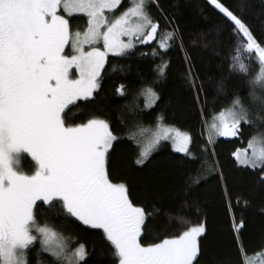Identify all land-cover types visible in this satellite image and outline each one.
<instances>
[{"label": "snow or ice", "instance_id": "6c2138e0", "mask_svg": "<svg viewBox=\"0 0 264 264\" xmlns=\"http://www.w3.org/2000/svg\"><path fill=\"white\" fill-rule=\"evenodd\" d=\"M208 2L218 10L235 47L229 70L245 76L248 87L247 99L233 94L227 107L213 113L218 122L212 127L218 137H240L244 126L264 129V33L256 37L242 15L221 0ZM153 8L163 11L159 0H136L126 7L122 0H0V264H30L33 248L34 264H88L93 252L106 264H201L208 228L198 201H193L195 221L172 224L169 218L155 241L144 243L160 210L155 204L149 211L134 202L127 180L111 176L107 165L118 136L108 119L82 107L94 102L110 54L131 55L137 45L154 43L153 57L161 56L156 77L166 76L170 61L163 55L176 40L183 48V37L178 28L167 27L171 21L165 15L163 36L158 38L160 19L153 17ZM77 18L84 22L74 27ZM215 31L220 35L223 28L217 26ZM240 45L256 58L258 71L251 75ZM190 60L188 56L185 82L196 87L203 115L209 100L203 84L196 85ZM123 90L120 85L116 92L123 95ZM217 90L224 91L222 81ZM158 98L155 89L146 86L145 107ZM120 123L131 127L125 135L139 144L135 133L146 131L142 122L128 126L121 119ZM257 135L252 132L247 146L231 156L251 172L264 194V147L257 148ZM163 141L183 154L182 165L198 159L191 133L165 123V116L158 114L134 164L143 165ZM214 143L207 140L199 146L201 167L194 173L189 168L185 192L200 188L220 167L214 150L209 153ZM23 154L34 162L30 171L20 167ZM260 210L264 212V207ZM57 223L95 230L91 251L77 236L58 231ZM243 226V218L236 222L233 217L238 252L243 249ZM41 254L50 260L42 262ZM262 255L264 246L252 253L243 249L240 264H245L244 256Z\"/></svg>", "mask_w": 264, "mask_h": 264}, {"label": "trees", "instance_id": "16d2710c", "mask_svg": "<svg viewBox=\"0 0 264 264\" xmlns=\"http://www.w3.org/2000/svg\"><path fill=\"white\" fill-rule=\"evenodd\" d=\"M221 2L237 15H242L256 37L259 38L264 33V0ZM122 3L126 7L131 0H122ZM159 5L163 9L162 12L156 8L152 9L153 17L160 19L161 34L158 38L163 36L165 15L171 21L167 27L178 28L183 37V48L180 46L181 41L176 40L163 55L164 59L170 61L166 76L159 79L156 77L155 69L161 62V56L153 57L151 48L156 47L154 43L137 45L131 55H109L103 71L102 86L94 102L82 107L108 119L111 129L118 136V140L113 142L114 148L110 149L111 156L107 165L111 176L127 180L134 202L144 205L149 211L151 205L155 204L160 210L154 218L151 230L144 234V243L154 242L157 233L168 223L169 218L172 224L181 219L195 221V200L199 203L201 215L207 217L208 233L202 241V245L206 247L203 249L201 264H240L243 249L252 253L264 246V212L260 210L264 207V194L256 186L255 177L251 172L244 166L235 164L231 153L237 148H245L249 135L254 131L264 138V129L244 126L240 137L212 139L215 143L209 145V153L214 150L215 160L220 167L200 188L190 192L184 191L183 181L189 168L194 173L201 167L203 156L199 146L209 140L206 129L216 117L213 113L221 107H227L233 94L247 99L248 87L245 76L238 74L236 70H229V60L235 56V47L230 42L227 28L223 27L221 16L217 14L218 10H214L208 0H159ZM83 22L77 18L73 20V25L79 26ZM217 26L223 28L220 35L215 31ZM158 51L164 53V50ZM240 51L248 65L249 75L258 71L254 54L245 53L242 45ZM188 56L191 57L188 63L194 66L193 74L198 77L196 85L203 84L204 95L209 100L203 115L200 111L201 105L196 103V87L185 82ZM221 81L224 91L218 92L217 84ZM120 85H124L123 95L116 92ZM146 86H152L159 96L156 102L147 108ZM158 114L165 116V123L191 133V147L198 157L194 163L182 165L183 154L175 153L170 143L163 141L151 152L143 165L134 164L143 142L140 135L144 131L135 133V140L139 141L137 144L125 135L126 131H131V127L121 125L120 120L123 119L128 126H140L142 122L148 130L155 127V117ZM20 164L25 171L32 170V161L27 156H23ZM245 200L248 204L244 203ZM233 217L236 222L241 218L244 220L243 231L240 233L243 249L239 252L234 242L237 233L232 229ZM37 218L41 222L44 220L39 213ZM55 228L65 236H77L88 245L90 251L97 240L95 230L86 231L78 225L65 226L57 223ZM36 247H39L38 243ZM34 252L35 248L31 249L30 264H34L36 259L31 254ZM256 257L243 258L245 264H254ZM40 259L43 262L50 260V257L41 254ZM88 264L106 262L93 252L88 258Z\"/></svg>", "mask_w": 264, "mask_h": 264}, {"label": "rangeland", "instance_id": "374dc122", "mask_svg": "<svg viewBox=\"0 0 264 264\" xmlns=\"http://www.w3.org/2000/svg\"><path fill=\"white\" fill-rule=\"evenodd\" d=\"M135 2H136V0H131V3H135ZM110 55H112V54H110ZM217 122H218V117H215V118L212 120V122L207 126L206 131H207V135H208L209 140H210V139L212 140V139L218 137V136L216 135V131H215V129L212 127V125H213L214 123H217ZM153 130H154V128H152V129H148V130L144 131V132L140 135L141 140H143L142 144L146 143V141L148 140V138H150L151 133H152ZM255 144H256L257 148L264 147V138H263L261 135H257V136L255 137ZM23 156H27V154H23ZM27 157H28V156H27ZM28 158H30V157H28ZM30 160H31V158H30ZM32 165L34 166V162H33V161H32ZM20 167H21V164H20ZM21 168H22V167H21ZM32 168H33V167H32ZM22 169H23V168H22ZM23 170H24V169H23ZM254 264H264V255L260 256L259 258L256 257V260H255V263H254Z\"/></svg>", "mask_w": 264, "mask_h": 264}]
</instances>
